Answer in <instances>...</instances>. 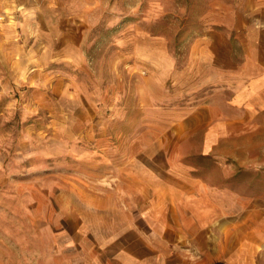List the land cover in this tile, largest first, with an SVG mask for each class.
Returning a JSON list of instances; mask_svg holds the SVG:
<instances>
[{
    "label": "crops",
    "instance_id": "crops-1",
    "mask_svg": "<svg viewBox=\"0 0 264 264\" xmlns=\"http://www.w3.org/2000/svg\"><path fill=\"white\" fill-rule=\"evenodd\" d=\"M250 10L191 44L171 110L130 99L127 126L80 152L52 197L54 264H262L264 0Z\"/></svg>",
    "mask_w": 264,
    "mask_h": 264
},
{
    "label": "rangeland",
    "instance_id": "rangeland-1",
    "mask_svg": "<svg viewBox=\"0 0 264 264\" xmlns=\"http://www.w3.org/2000/svg\"><path fill=\"white\" fill-rule=\"evenodd\" d=\"M253 2L0 0V264L62 263L52 197L80 152L127 126L130 99L171 110L191 44L234 34Z\"/></svg>",
    "mask_w": 264,
    "mask_h": 264
}]
</instances>
